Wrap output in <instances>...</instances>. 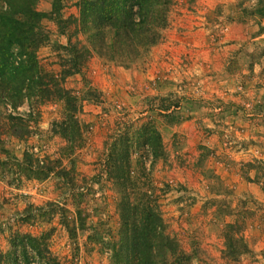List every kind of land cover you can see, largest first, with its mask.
Listing matches in <instances>:
<instances>
[{
	"label": "rangeland",
	"instance_id": "374dc122",
	"mask_svg": "<svg viewBox=\"0 0 264 264\" xmlns=\"http://www.w3.org/2000/svg\"><path fill=\"white\" fill-rule=\"evenodd\" d=\"M77 1L59 0L56 10L52 0L35 3L44 35L35 54L47 73L58 72L59 46L74 36ZM259 2L169 0L160 39L134 63L123 67L90 54L62 81L81 97V141L68 155L60 154L65 142L51 130L57 102L29 117L26 104L8 108L27 118L21 137L0 108V264H115L116 196L96 173L104 139L128 118L159 132L161 154L143 165L188 264H264V16L244 13ZM23 151L60 156L73 167L75 185L53 174L17 175ZM140 151L132 150L135 172ZM78 185L83 189L72 191ZM77 211L84 225L69 237L62 218ZM233 220L247 247L234 259L222 252L223 226Z\"/></svg>",
	"mask_w": 264,
	"mask_h": 264
},
{
	"label": "trees",
	"instance_id": "16d2710c",
	"mask_svg": "<svg viewBox=\"0 0 264 264\" xmlns=\"http://www.w3.org/2000/svg\"><path fill=\"white\" fill-rule=\"evenodd\" d=\"M36 1L0 0V108L6 112L3 118L18 129L16 134L21 137L27 132V118L22 113L11 115L8 108L26 104L29 117L39 105L57 102L59 116L52 120L51 130L65 142L60 154L68 155L81 141L77 118L81 97L62 86L63 79L79 72L90 54L123 67L145 55L167 25L169 0H78L74 36H67L65 44L59 46L63 53L57 73L44 71L35 54L44 41L39 27L43 13L35 8ZM58 1L52 0L53 10ZM258 1L244 13L263 17L264 0ZM78 33L82 39L76 36ZM119 123V129L103 141L104 157L96 173L111 185L116 196L118 231L110 247L111 257L115 264H166L169 254L167 264H188L190 256L178 248L167 230L147 181L149 167L143 165L147 156L150 166L161 154L159 132L140 119ZM134 149L141 150L135 161L136 172L131 164ZM16 166L17 175L41 180L53 174L64 186L75 185L73 167L65 168L60 156L49 160L23 151ZM78 188L83 189L78 185L72 191ZM62 219L68 236L73 237L85 218L77 211L76 216ZM223 227L222 252L234 259L247 250L240 225L233 220Z\"/></svg>",
	"mask_w": 264,
	"mask_h": 264
}]
</instances>
